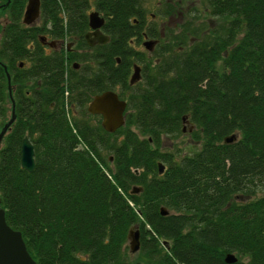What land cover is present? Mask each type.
Masks as SVG:
<instances>
[{"label":"trees","instance_id":"trees-1","mask_svg":"<svg viewBox=\"0 0 264 264\" xmlns=\"http://www.w3.org/2000/svg\"><path fill=\"white\" fill-rule=\"evenodd\" d=\"M97 1L112 9H98L109 40L92 50V67L62 48L45 53L38 39L82 36L87 0H40L31 26L19 24L21 9H7L0 101L8 100L5 64L23 105L0 148L6 223L36 264H264V0H201L209 20H185L191 39L180 38L134 87L126 53L139 1ZM116 86L124 120L107 132L86 103ZM184 118L199 144L176 157L161 140L180 133ZM23 135L30 171L19 164ZM130 227L138 229L133 255ZM227 252L235 261H224Z\"/></svg>","mask_w":264,"mask_h":264},{"label":"flooded vegetation","instance_id":"flooded-vegetation-1","mask_svg":"<svg viewBox=\"0 0 264 264\" xmlns=\"http://www.w3.org/2000/svg\"><path fill=\"white\" fill-rule=\"evenodd\" d=\"M87 1L88 7L85 11L87 26L83 31L82 36L79 37L78 35L70 38V35L64 33V35L61 37H50L47 33H38L40 48L45 53L51 51L52 49L59 50L62 48L66 54V57L67 52L77 54L78 56L89 57L91 67L94 65L92 50H94L95 47L99 46L100 44L107 43L109 40V34L104 29L105 15L102 11L98 9L112 8L111 6H103L99 4L97 0ZM138 1V9L140 10L136 15L130 18L132 19L130 23L132 25V31L129 37L127 38V43L132 49L127 51L126 53V58L130 63V70L127 75V84L129 85L128 87H134L137 83L142 81L143 70L147 69L148 66L160 61L162 58H167L170 54L172 45H175L176 47L177 45H180L177 44V42L181 40L180 38H183V36H185V38H188V40L191 39V35L188 34V30L183 29V24H185V21H183L184 23L180 22L183 17V12L181 9H187L190 5V0H154V3L152 5V9H155L154 12L148 10L150 8L143 3V0ZM26 2L27 0H0V38L2 30L5 24L9 22L10 18V12L7 9H21L18 22L19 24L25 26L34 25L33 22L36 19H38V21L41 20L39 0V10L35 20L30 23H25L22 21L23 10L25 9ZM93 10L97 11L98 16L102 19V22L97 26H91L88 22V13ZM186 23L190 24L191 19L189 18L188 20H186ZM33 46L34 45L31 41L27 44V48L30 51L32 50ZM178 47L179 49L181 48L180 46ZM115 60L116 63H118L120 61V57L116 56ZM70 61L72 62V65H74V67H79L80 63L82 64L81 61H78L74 58L70 59ZM23 62L28 63L27 59L22 58L20 59L17 66L19 67L23 65ZM135 65L138 68V78L129 83V76L132 70L134 69ZM5 72H7L6 69H4V73ZM7 73L9 74V88L11 97L13 99V104L8 94V85L6 80V93L8 100L0 101V148L5 144V138L8 132L13 129L17 114L20 113L19 107L23 105L15 101L13 93L16 90V85L14 83H10V76L12 73ZM111 90L115 91L118 95L120 88L119 86H116ZM128 91L129 89H123L124 94H127ZM119 98L124 99L123 97ZM87 112L91 113L88 110ZM91 114H95L96 116H98L100 122L101 116L99 113ZM10 117H12V120L9 124L6 125L5 123ZM184 120L185 118L182 120V122H184ZM190 128L191 126L188 127V131L190 130Z\"/></svg>","mask_w":264,"mask_h":264},{"label":"water","instance_id":"water-1","mask_svg":"<svg viewBox=\"0 0 264 264\" xmlns=\"http://www.w3.org/2000/svg\"><path fill=\"white\" fill-rule=\"evenodd\" d=\"M39 0H27L25 9L23 10L22 21L30 23L35 20L38 15ZM88 22L91 26H97L102 22V19L98 16L97 11L93 10L88 13ZM5 68V64H2ZM8 94L13 104V99L10 94L9 88V74L5 72ZM138 78V68L135 65L129 76V83ZM126 105V101L118 97L117 93L111 89H105L99 93L92 95L87 103V110L91 113H99L101 116L100 126L107 132L114 131L118 126L123 123V111ZM13 114V112H12ZM12 117L5 123L9 124ZM183 130V128H182ZM235 133H230L223 136L224 142H229L235 138ZM19 164L27 171L32 170L34 166L33 160V148L30 140L24 135L21 138L19 146ZM158 172L163 169V164L158 161ZM139 187L133 185L130 192H136ZM160 212L166 213L167 210L161 206ZM128 248L130 252H134L138 249V229L136 227H130L127 233ZM224 261L230 263L235 261L236 256L227 252L224 255ZM0 264H36L34 259L28 253L24 241L21 237V233L18 229L11 228L5 221L4 210L0 206Z\"/></svg>","mask_w":264,"mask_h":264},{"label":"rangeland","instance_id":"rangeland-1","mask_svg":"<svg viewBox=\"0 0 264 264\" xmlns=\"http://www.w3.org/2000/svg\"><path fill=\"white\" fill-rule=\"evenodd\" d=\"M143 3L149 7V11H155V9H152V5L154 3V0H143ZM183 12V17L180 22H183L185 20H188L189 18L191 21H198L201 19L209 20L204 14L206 10L203 8V3L201 0H190V5L188 6L187 9H181ZM195 11L196 14H192ZM38 19H36L33 23L36 24ZM24 64H27L24 63ZM183 125V131L176 135H166L162 137L161 140V148L163 150H169L173 151L176 157H178L180 154L188 153L192 151L193 149L198 147V142L194 141L193 139L190 138L189 132H188V127L189 123L187 120H184L182 122ZM191 129V128H190ZM127 246H128V241H127ZM131 255L135 253L134 252H129Z\"/></svg>","mask_w":264,"mask_h":264},{"label":"bare ground","instance_id":"bare-ground-1","mask_svg":"<svg viewBox=\"0 0 264 264\" xmlns=\"http://www.w3.org/2000/svg\"><path fill=\"white\" fill-rule=\"evenodd\" d=\"M235 141V140H234ZM135 170V169H134Z\"/></svg>","mask_w":264,"mask_h":264}]
</instances>
